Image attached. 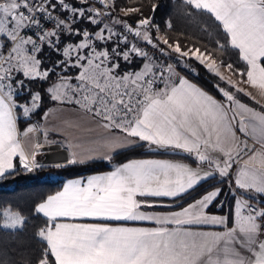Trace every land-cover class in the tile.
I'll list each match as a JSON object with an SVG mask.
<instances>
[{
    "label": "snow or ice",
    "instance_id": "obj_1",
    "mask_svg": "<svg viewBox=\"0 0 264 264\" xmlns=\"http://www.w3.org/2000/svg\"><path fill=\"white\" fill-rule=\"evenodd\" d=\"M181 3L190 19L202 18L211 48L171 40L170 21L161 34L158 4L146 15L142 4L120 6V0H0V178L15 171L14 158L27 172L42 167L37 155L44 145L22 146L17 120L27 122L45 96L73 106L81 120L121 133L110 149L177 157L132 158L63 182L33 209L45 218L36 234L44 246L26 264H264V0ZM229 48L238 50L237 62H218L216 52ZM156 53L173 63H161ZM189 61L215 74L219 99L176 71L179 65L198 76ZM221 67L258 90L259 99L226 80ZM37 81L47 87L34 91ZM237 130L257 135L260 148ZM43 135L49 141L47 127ZM50 143L68 153L57 167L96 159L80 144ZM102 159L111 165V155ZM217 176L220 184L230 181L229 214L208 211L224 206L217 185L174 210ZM3 208L0 227L22 226L19 211Z\"/></svg>",
    "mask_w": 264,
    "mask_h": 264
},
{
    "label": "trees",
    "instance_id": "obj_2",
    "mask_svg": "<svg viewBox=\"0 0 264 264\" xmlns=\"http://www.w3.org/2000/svg\"><path fill=\"white\" fill-rule=\"evenodd\" d=\"M134 4H142L146 15H152V13L149 12V8L152 4H158L159 7L154 13L155 23L161 27V34H163L165 22H171L172 30L167 32L171 40L178 39L183 45H196L202 49L205 47H212L209 43V37L202 31V28L205 27L202 18L197 17L195 20L190 19L189 15L185 12L181 0H161V3H159V0H120V6H132ZM215 58H217L218 62L223 60L235 64L238 58V50L229 48L226 52H216ZM189 63L196 69L198 76L185 71L186 74L201 86L216 94L213 85L219 81L215 74L209 73L205 67L198 65V63L194 61H189ZM46 87V84L39 81L34 84L35 90L43 91ZM246 100L255 105L250 99ZM49 104L51 103L44 104L32 117L27 119V122H25V119L18 118L21 131L24 132L28 127L38 123ZM141 154H143V156ZM146 157H149L146 149L138 148L134 151H122L117 153L112 157L111 165L105 160L67 167L42 164V167L36 169L39 174L38 180L32 182H13L4 185L3 182L5 180L26 172L23 168L18 166L14 172L0 178V211L4 210L3 206H8L11 211H19L25 221L20 228L15 230L0 227V264H26L28 260L35 261V258L39 255L44 246L42 242L36 239V234L38 230L45 225V218L42 215H36L33 209L48 195L61 190L63 182L67 179L84 177L97 172L110 171L114 166L122 164L132 158ZM156 157L177 158L168 155ZM38 159L39 155L37 157V160ZM211 185L220 186L221 184L220 181L216 180L202 184V186L191 192L190 195H186L183 199L178 200L176 202V207L185 205L195 198H198V196L205 193ZM2 223L3 219L0 218V224Z\"/></svg>",
    "mask_w": 264,
    "mask_h": 264
},
{
    "label": "crops",
    "instance_id": "obj_3",
    "mask_svg": "<svg viewBox=\"0 0 264 264\" xmlns=\"http://www.w3.org/2000/svg\"><path fill=\"white\" fill-rule=\"evenodd\" d=\"M262 63H264V60H262ZM51 67V64H48ZM180 74V73H179ZM181 76H186L191 83L196 84L199 86L202 90L207 91L208 93L212 94L214 97L218 98L217 94H214L201 86L199 83L194 81L192 78H190L187 74H180ZM232 75V74H231ZM232 80L238 81L237 87H244L246 91L253 92L254 95L257 96V99H259L258 90H253L250 88V86L243 83L240 77H237L235 75H232ZM241 98L243 101L247 104H249L252 107H258V105H253L250 102H248L246 99H249L246 96H243L241 94ZM252 101V100H251ZM254 102V101H253ZM255 103V102H254ZM261 103L264 104V100H261ZM46 111L49 112V115L46 117L44 114L40 121L38 123L33 124L32 126L39 125L36 132L29 134V137H24L21 131V128L18 124L17 120V129H18V138L21 140L22 146L24 147H30V145L36 141H38L37 132L41 133L42 141L43 143H50V141H63L66 145L69 141L80 144L83 146V149L91 150L92 154L96 157L95 161H103L102 159L105 156L111 155L112 157L116 155L119 152H122L119 149H110L109 143L113 138H118L120 140H123V135L121 133L114 132V133H108L104 129L97 127L94 123H91L89 121L81 120L80 117L76 114L75 109L73 106H60V105H53L49 104ZM79 121V126H73V127H67L65 124V121ZM45 127L50 130V136L49 141H45V137L43 135V132L45 130ZM52 129H56L55 131H51ZM237 137H239L241 140H246L247 137L250 136L252 140L259 145L257 149L260 148L259 143V137L257 135H253L251 131L249 130L248 134L245 135L243 133H240L238 130L236 131ZM62 147L65 149V147L62 145ZM80 151V149H78ZM41 153V151L38 153V155ZM37 155V157H38ZM146 158H160V157H146ZM163 159H173V158H165ZM127 162V161H126ZM41 164V163H40ZM14 165L15 169L16 167H20L18 158H14ZM42 165V164H41ZM58 165V164H54ZM78 165V164H77ZM36 170V169H35ZM111 171V170H110ZM105 172H97L93 174H103ZM92 175V174H89ZM88 176V175H86ZM84 176V177H86ZM75 178H81V177H75ZM74 179L69 178L67 180ZM222 178L216 177L215 179H211L209 181H220ZM66 180V181H67ZM65 181V182H66ZM207 181V182H209ZM230 181H225L223 184H221L219 187L223 188V193L220 196V201L224 202L223 208L220 207H210L208 211H210L213 214L217 215H227L231 211V205H232V196L229 194V188L228 184ZM193 202V201H191ZM189 202V203H191ZM186 205V204H185ZM179 207H176L174 210H178ZM160 211H167L168 209H159ZM143 226H153L150 224H145Z\"/></svg>",
    "mask_w": 264,
    "mask_h": 264
},
{
    "label": "water",
    "instance_id": "obj_4",
    "mask_svg": "<svg viewBox=\"0 0 264 264\" xmlns=\"http://www.w3.org/2000/svg\"><path fill=\"white\" fill-rule=\"evenodd\" d=\"M38 141L43 144L41 153L39 154L38 161L43 165H54L62 164L65 161L68 153L62 147V145H57L53 143H43L42 136L40 132H37ZM39 179V174L36 170L32 172H24L14 177H11L3 182L4 185L13 182L28 181L32 182Z\"/></svg>",
    "mask_w": 264,
    "mask_h": 264
},
{
    "label": "built area",
    "instance_id": "obj_5",
    "mask_svg": "<svg viewBox=\"0 0 264 264\" xmlns=\"http://www.w3.org/2000/svg\"><path fill=\"white\" fill-rule=\"evenodd\" d=\"M159 3H161V0H159ZM119 15H120V16H123L124 13H123V12H120ZM156 56L159 57L161 63H164V62H167V63H173L172 60L168 59L167 57H162V56H160L159 53H156ZM174 67L176 68V71H177L178 73L186 75V72H185V70H184V68H183L182 66L174 65ZM247 143H248V145H249L250 147H252V146H254V147H256V148L259 147V145L256 144V143L252 140V138H251L250 136L247 137Z\"/></svg>",
    "mask_w": 264,
    "mask_h": 264
},
{
    "label": "rangeland",
    "instance_id": "obj_6",
    "mask_svg": "<svg viewBox=\"0 0 264 264\" xmlns=\"http://www.w3.org/2000/svg\"><path fill=\"white\" fill-rule=\"evenodd\" d=\"M45 63H46L47 65L49 64L48 61H45ZM48 66H49V65H48ZM49 67H50V66H49ZM220 72H221V74L225 77L226 80H227L228 78H231V79H232V75H231L232 73H230L226 67H221ZM34 84H35V83H34ZM34 84H32L31 87H32V89L35 91ZM48 103H50L49 100H48V97L45 96V97H44V101H43V105H44V104H48ZM29 106H30V104H29ZM42 107H43V106H42ZM42 107H41V108H42ZM32 116H33V114L30 115V117H32ZM30 117H29V118H30ZM18 118H21V119L24 120V118L20 117L19 115H18ZM10 211H11V210H10ZM13 212H14V211H13ZM20 227H21V226H20ZM20 227H18V228H20ZM18 228H17V229H18ZM9 230H15V229H9Z\"/></svg>",
    "mask_w": 264,
    "mask_h": 264
}]
</instances>
